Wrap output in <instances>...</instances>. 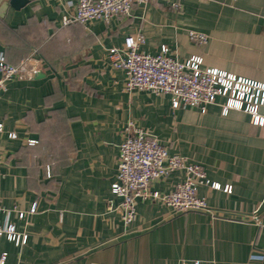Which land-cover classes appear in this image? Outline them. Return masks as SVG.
Returning a JSON list of instances; mask_svg holds the SVG:
<instances>
[{
  "label": "crops",
  "instance_id": "crops-1",
  "mask_svg": "<svg viewBox=\"0 0 264 264\" xmlns=\"http://www.w3.org/2000/svg\"><path fill=\"white\" fill-rule=\"evenodd\" d=\"M67 1L30 0L15 11L0 0L6 62L17 65L34 50L42 63L0 93V228L10 223L26 236L19 246L0 237L4 264H264V127L243 112L223 116L220 100L201 113L172 109L168 96L128 92L107 54L141 34L140 52L156 55L165 45L177 61L199 57L202 68L264 85V0H180L178 9L150 0L108 24L63 27ZM188 31L208 43H191ZM130 123L231 193L198 187L205 212L139 201L124 225L110 189ZM183 179L175 171L152 188L168 194Z\"/></svg>",
  "mask_w": 264,
  "mask_h": 264
},
{
  "label": "built area",
  "instance_id": "built-area-1",
  "mask_svg": "<svg viewBox=\"0 0 264 264\" xmlns=\"http://www.w3.org/2000/svg\"><path fill=\"white\" fill-rule=\"evenodd\" d=\"M150 0H69L61 16L63 27L75 24H87L103 21L108 24L118 16H128L133 5L143 6ZM236 0H230L234 3ZM180 0H173L171 7L178 9ZM188 40L199 46L208 43V35L197 31H188ZM144 44L141 34L128 35L120 47L107 49L110 65L123 72L124 87L128 92L144 91L155 96H168L171 107L178 109H197L205 113L209 105L217 104L221 114L239 111L249 117V124L264 127V85L228 74L217 69L202 68V59L191 57L180 62L168 55L169 49L163 45L156 55L140 52ZM41 60L34 52L17 65L6 62L0 52V93L6 91L7 84L16 77L30 79L41 67ZM2 125L0 124V131ZM127 136L119 145L117 173L111 185V193L120 199L117 211L121 222L128 225L135 220L136 205L139 201H156L168 207L173 213L205 212L207 203L197 194L198 187L209 185L211 189L230 194L231 187H221L210 183L202 167L190 163L179 155H169L166 146L140 128H133L132 123L126 128ZM15 138L14 135H9ZM30 140L27 145L33 146ZM2 156L0 155V163ZM183 171L184 179L178 182L168 194L153 190L152 184L160 181L175 171ZM37 203L28 211L34 214ZM23 219L25 213H19ZM0 237H5L16 246L26 242V236L16 232L15 226L6 223L0 228ZM6 254L0 258L5 263ZM181 264H187L182 261ZM194 264H199L195 262Z\"/></svg>",
  "mask_w": 264,
  "mask_h": 264
},
{
  "label": "water",
  "instance_id": "water-1",
  "mask_svg": "<svg viewBox=\"0 0 264 264\" xmlns=\"http://www.w3.org/2000/svg\"><path fill=\"white\" fill-rule=\"evenodd\" d=\"M29 2L30 0H9V6L15 11H20L27 4H29Z\"/></svg>",
  "mask_w": 264,
  "mask_h": 264
},
{
  "label": "trees",
  "instance_id": "trees-1",
  "mask_svg": "<svg viewBox=\"0 0 264 264\" xmlns=\"http://www.w3.org/2000/svg\"><path fill=\"white\" fill-rule=\"evenodd\" d=\"M33 51H34V50H33ZM33 51L30 53V55L33 53ZM35 54H36V52H34V56H35ZM30 55H29V56H30ZM29 56H27V57H29ZM27 57H26V58H27Z\"/></svg>",
  "mask_w": 264,
  "mask_h": 264
}]
</instances>
